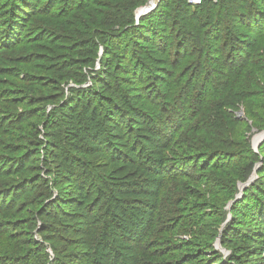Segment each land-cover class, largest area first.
<instances>
[{
  "label": "trees",
  "instance_id": "16d2710c",
  "mask_svg": "<svg viewBox=\"0 0 264 264\" xmlns=\"http://www.w3.org/2000/svg\"><path fill=\"white\" fill-rule=\"evenodd\" d=\"M43 2L0 0V163L25 165L31 158L35 176L20 182L44 185L9 209L12 194L1 202L13 187L11 173L0 172V236L14 245L10 253L0 251V264H126L131 248L139 253L137 264L221 261L212 236L201 233L199 215L204 207L218 211L235 201L258 158L257 173L264 171V142L258 152L251 142L254 130H264V0H204L199 6L164 0L138 26L134 12L148 0H50L42 8ZM45 25L53 27V38ZM119 26L123 30L107 31ZM138 34L159 39V51L169 54L158 59L132 50L130 39ZM100 36L104 54L96 70L99 54L90 58L95 49L84 48ZM126 36L127 51L118 53L113 43ZM121 71L130 79L118 78ZM123 83L138 94L130 96ZM241 105L252 125L235 117ZM109 139L123 142L115 143L119 150ZM113 153L123 156L121 162H113ZM184 179L195 182L200 199L189 194L175 201L169 194ZM259 182L231 208L223 242L228 249L233 239H248L232 229L240 215L254 218L250 211H259L247 207L251 192L264 193ZM69 193L95 198L81 204L80 227L65 209L74 204ZM54 202L52 218L47 205ZM124 213L130 217L122 219ZM257 217L264 219V212ZM124 221L136 227L129 232ZM68 232L75 237L65 239Z\"/></svg>",
  "mask_w": 264,
  "mask_h": 264
},
{
  "label": "rangeland",
  "instance_id": "374dc122",
  "mask_svg": "<svg viewBox=\"0 0 264 264\" xmlns=\"http://www.w3.org/2000/svg\"><path fill=\"white\" fill-rule=\"evenodd\" d=\"M43 1L44 2L42 4V8H45L46 5L48 4V1H50V0H43ZM98 1H101V0H98ZM174 1H176V0H172V2H174ZM56 2L57 1L54 2L52 10L57 9L59 4H57ZM167 9H168L167 11L172 12L171 8H167ZM164 11L165 10H163L162 12H164ZM136 13H137V9L134 12L135 17L137 19ZM161 13L154 15L153 20H151V22L152 23H155V22L158 23L157 21H159ZM32 24L33 23H31L29 26L30 29L32 28ZM139 24H140V20L137 22V26ZM159 25L160 26H166L165 23H160ZM45 26H46V29L48 30L47 32L52 34V35L50 34L51 36L49 35L48 37L53 38V33H54L53 27H50L47 25H45ZM151 26H153V25H151ZM167 27L169 28L170 26H167ZM123 28L124 27H120V28L115 29V28L109 27V28H107V31H110V32L120 31V29L123 30ZM150 36H152V35H150ZM48 39H50V38H48ZM149 39H151V41L147 40V39H142L139 34L136 38L132 37L130 39V42L132 44V47H131L132 50L138 51L140 49L139 52L141 51L142 53H144L146 57L158 58V59H162L166 54H169L168 52H166V53L164 52V54H163L162 52L159 51V48H158V43H159L158 40L159 39L154 40V41H152L153 39L151 37ZM103 40H105V37L100 36V37H98V40H95L94 44L92 43L90 46H86L84 48V49H88V48L93 47L95 49L94 56H92L90 58H96L99 54V59H97V61H96V64H99V65L96 67V70H100V68H101L100 59L102 58L101 56H103V54H104V50H103L104 46L101 43V41H103ZM96 41H98V42H96ZM113 45L117 46L116 50L118 51V53H123V51L126 52L127 51V36L121 38L120 40H118V42H114ZM169 51H170V53H172L173 48L169 49ZM252 51H253V49H252ZM141 56H143V55H141ZM90 58L88 60L85 59V60H81V61H84V63H86V62L90 63L91 62ZM76 61H79V60H76ZM123 62L127 64V60H125ZM117 65H119V62ZM157 65H159V64H157ZM163 65H164V63H161L159 65V67H161ZM165 65H167V64H165ZM164 67L167 68V66H164ZM88 71H89V69H86V72H88ZM123 72L124 71H121L120 74L117 72L118 78L127 77L126 79H130L131 75L129 77V76H127V73H123ZM161 77H164V74H161ZM88 81H89L88 85H91V83H92V77L91 76L88 78ZM70 86L79 88V86H77L73 82L70 83ZM260 86L261 87L264 86V83L261 82ZM123 87L127 89V92H129L130 96H134V95L138 94L136 92L137 89L132 88V86H130L128 83L127 84L123 83ZM151 94H152V92H151ZM132 105L134 106L133 103H132ZM15 109L18 110V108H15ZM22 109L23 108H21V111H22ZM235 117L239 118L240 120L247 122L249 125L253 124V121L247 117L246 110H245L243 105H241L240 109L236 111ZM104 129H105V131H108V130H106V128H104ZM110 130H109V134L111 136L112 131H110ZM119 133H121V131L118 130L115 133V135H117ZM257 133H259L257 130L253 131V137L251 139L252 147H253L254 136ZM255 140H254V142H255ZM108 141H109V144H111V143L113 144V148L117 147V145H118V144L115 145V143H119L120 144L119 147L121 146V143H123L121 141H116L115 139H109ZM93 147H94V145H93ZM116 149H118V147ZM253 149H254V147H253ZM17 153H20V152H17ZM12 155H14V154H12ZM113 155H114L113 156L114 157L113 162H117V161L121 162L122 157H123L122 155L121 156L117 155V153H113ZM20 156H21V154H20ZM132 157H133V155H132ZM27 159H30V161H29L30 164L26 160L25 161L27 162V164H25V165L20 164V163H16L15 161H10V160H9V163H6V164L0 163V172L11 173V174H7L6 176L8 177V179L10 181L9 186L13 185V187L8 186L9 188H7L6 192L2 196V202H1L2 204L6 203L7 197L12 194V197H10L9 202L6 203V206L10 207L9 209L16 208V203L19 204L24 199L34 197L35 188L44 190V185L43 184H37V182L35 183V181L32 184H30V183L23 184L24 181L20 182L21 177H23V178L27 177V178L31 179L32 177L35 176L34 169H33L34 162L32 161L31 158H27ZM130 160H131V158H130ZM110 162L111 161L109 160V158L104 161V163H110ZM36 163H39V162H36ZM257 163H259L258 164L259 168H260V166L263 165V162H261V159H259V158L257 159ZM7 165H9V166H7ZM40 165H41V167H43V165H44L43 158L41 159ZM19 168L23 169V170L28 168V170L26 172L23 170L18 172ZM44 168H47V167L44 165ZM192 171H193V166H192V164H189V167L187 168V172L190 173ZM46 172H47V170H45L44 172H41V175L45 179H48V175ZM197 175H203V173L199 171ZM259 178H260L259 183L261 185L260 189L264 190V171L263 170L260 174H259V172L258 173L256 172V180L254 181V183ZM253 184H251V185H253ZM239 186H240V184H239ZM65 187H66V185H65ZM197 187L198 186H196V184L193 180L184 179L181 187H179V182H175L173 184V187L171 188V189H173V188L175 189V190L173 189L174 193H169V194H172V197L175 199V201L183 198V196L186 197L189 194H192L193 196H196L197 199H200V195H202L201 193H193V192H199L198 190H200V189H198ZM239 190H240V187H239ZM147 191H148V189H147ZM244 191H243V196L240 200H242L244 197ZM144 192H146V191H144ZM59 194L62 195L63 193H59ZM68 195H69V202L74 203V204L72 206L70 205L68 207H65L67 215H71L73 217V220H70V223L71 222L72 223L77 222V223H79L77 226L80 227L81 226L80 223H82V221L78 222L79 221L78 217L83 215L82 209H81V204L82 205L83 204L88 205L95 198L93 197L91 199L85 200L81 193H69ZM206 195H207V193H206ZM50 196L54 199V200H52V198H51V200L55 201V199L58 197V193L55 192V190H54V193H52ZM38 197H39V195H38ZM190 197L191 196H188L189 199H190ZM81 198H83L85 200V202H82ZM194 199L195 198H193L192 201H194ZM207 201H210L209 196L207 198ZM232 202H234V201H232ZM199 203H201V205H203V207H204V204H203L204 202L202 201V199L200 200ZM234 203H236V202H234ZM233 204H232V206H233ZM247 204H249L247 207H251L252 209L259 210V211H256L257 212L256 215L261 216L262 213L264 212V193H260L258 191L251 192L249 199L247 200ZM247 204H245V205H247ZM47 206H48L47 208H49L48 213H50L51 215H53L56 212L55 209L58 207V205H56L55 202L50 204V205H47ZM186 211H189V210H186ZM260 211H263V212H260ZM250 213L253 215L254 218H251L250 216L244 217V216L240 215L238 217L237 225H235V228L232 229L233 235L238 234L239 236L248 237V239H245L242 241L238 240V239L237 240L233 239L234 241H232V238L230 237V239H228V240L232 241V246L230 247V249H228L226 246H224L223 242H224L225 234H229L226 229L229 227V225H231L229 223H231V220H232L231 218H233L231 215V209H229V206L224 208V209H220L218 211H217V209H210L209 207L203 208V210L201 211V215H199L202 219V221L200 222V225L203 227V230L201 231V233H203V235H208L209 238H211V236H212L211 239H214L213 245H214L216 251L219 252V254H220L219 258L222 259L221 261H219L216 264H224L226 262H230V264H238V262L240 264H264V227L262 226L264 219L259 220L255 214H253L251 211H250ZM150 214H151L150 212H147V215H150ZM185 215L186 216L190 215V217H192V216H198V213L197 212H191L190 213V211H189L187 214L185 213ZM126 216L130 217V215H128V214L126 215V213H124L122 216V219H124ZM135 216H137V215H135ZM135 216H134V218H135ZM139 216H141V214ZM221 216H222V218H221ZM54 217H55V214L53 215L52 218H54ZM130 220H132V218ZM130 220H127V221H130ZM127 221L122 222L127 226V231L131 230L133 227L134 228L136 227ZM190 225H191L190 223H186V226L190 227ZM55 226L59 227L62 225H55ZM161 226H162V224H161ZM39 227H41V223H40ZM62 228H63V226H62ZM194 229L195 228H192L189 230L194 231ZM129 232H127V238L134 239L135 241L139 242L138 236H135L134 238H132L131 237L132 233L130 235ZM64 235H66V234H64ZM69 235L70 234L68 232L67 235L65 236L66 237L65 239H67V238L71 239V238L75 237V236H69ZM121 235H122V232H121ZM185 235H187V234H185ZM157 236L158 235H155L153 237L156 238ZM189 237L188 238L190 241H193V239H195L194 237L193 238L191 236H189ZM233 238H235V237L233 236ZM211 239H209V240H211ZM13 248H14L13 242L8 237H6V235L0 236V251H1V253H3V252H9L10 253V251L13 250ZM69 248L74 250V249H76V246L71 245V246H69ZM49 252L53 255V251L51 249H49ZM209 253H211V252H209ZM233 253H235L236 258L234 260H232V259L230 260ZM211 256H213V255L209 254V257H211ZM125 258L126 259L128 258V260L126 261V264H137L140 260L138 251H135L132 248H131V250H129L126 253ZM215 259L216 258L211 259V260H213V262L211 261L210 264H214V262L216 261Z\"/></svg>",
  "mask_w": 264,
  "mask_h": 264
},
{
  "label": "water",
  "instance_id": "95a60500",
  "mask_svg": "<svg viewBox=\"0 0 264 264\" xmlns=\"http://www.w3.org/2000/svg\"><path fill=\"white\" fill-rule=\"evenodd\" d=\"M164 0H148V2L146 3V5L140 7L139 9H137V22L142 18V17H145L147 15H149L150 13H152L153 11H155L159 5L163 2ZM257 139V142L255 143L254 140ZM264 142V131H261L259 133H257L255 136H254V139H253V147H254V150L256 152H258L259 150V147L261 146V144H263ZM259 169V165H257V167L255 168V171L253 173V175L251 176V178L249 179L248 182L246 183H241L240 184V194L237 196L236 200L234 202H237L238 200H240L243 196V191L245 189H247L251 184L254 183V181L256 180V172L257 170ZM234 202H231L230 205H229V209H231L232 207V204Z\"/></svg>",
  "mask_w": 264,
  "mask_h": 264
},
{
  "label": "built area",
  "instance_id": "2783aa9c",
  "mask_svg": "<svg viewBox=\"0 0 264 264\" xmlns=\"http://www.w3.org/2000/svg\"><path fill=\"white\" fill-rule=\"evenodd\" d=\"M188 2L192 6H199L204 2V0H188Z\"/></svg>",
  "mask_w": 264,
  "mask_h": 264
},
{
  "label": "bare ground",
  "instance_id": "6f19581e",
  "mask_svg": "<svg viewBox=\"0 0 264 264\" xmlns=\"http://www.w3.org/2000/svg\"><path fill=\"white\" fill-rule=\"evenodd\" d=\"M257 142V139L255 140V143Z\"/></svg>",
  "mask_w": 264,
  "mask_h": 264
}]
</instances>
